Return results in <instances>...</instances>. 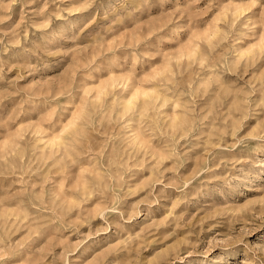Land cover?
Returning a JSON list of instances; mask_svg holds the SVG:
<instances>
[{
    "label": "clouds",
    "instance_id": "1",
    "mask_svg": "<svg viewBox=\"0 0 264 264\" xmlns=\"http://www.w3.org/2000/svg\"><path fill=\"white\" fill-rule=\"evenodd\" d=\"M37 3L42 7L30 10L29 6ZM153 3L154 0H140V7ZM17 8L20 22L12 27L10 22ZM247 8L264 9V0H248ZM101 11L106 19L108 9L104 0H0V80L14 74L10 82L14 91L0 93V104L8 96L25 91L15 86L26 78L43 81L45 85L53 82V78H67L59 92L52 89L40 94L45 98L49 117L32 125H47V135H62L64 146L51 156L41 155L39 149L32 150L35 142L27 140L24 146L31 155L26 164L23 150L12 161L0 156V176L19 173L21 185L17 191L0 190V207L16 200L17 208H27L33 213L29 216L21 211L14 218L5 219L0 230V264H33L32 254L26 252L29 243L44 239L50 231L64 237L60 264H70L73 253L85 248L95 237L113 231L120 240L109 244L106 253L137 254L136 258L115 264H144L142 250L159 241L161 234L165 240H171L157 254L162 264H191V258L196 256H203L206 264L217 249L230 253L240 248L249 250L247 260L240 264H264V245L256 246L253 255L247 239L250 225L264 222V98H259L258 103L244 98L239 106L223 111L219 102L213 100L214 89L209 91L202 83L208 72L197 60L179 69L173 66V74L147 83L158 94L142 101L134 110L125 109L127 95L134 87L146 83L134 76L127 92L118 93L121 100L115 119L93 110L88 118L64 134L63 121L70 119L72 112H79L82 101L81 90L86 81H79L77 73L81 76L95 73L98 58L109 60L104 54L119 46L118 41L109 46L106 32L90 34L87 44L81 39L84 28L76 14L99 15ZM95 22L93 16L89 23ZM116 23L114 20L113 24ZM257 24L264 27V11L258 21L252 22V27ZM90 51L94 53L91 58L81 56ZM205 52L209 65L217 72L236 67L235 62L230 65L223 56L217 59ZM70 54L71 74L65 70ZM133 55L137 64L144 63L143 53ZM150 68L151 64H146L144 71L149 72ZM261 78L264 79V73ZM260 93L264 97V86ZM58 97L65 99L67 107ZM5 123L14 127L16 120L13 117ZM102 123L114 131L105 132L101 144L96 137ZM136 124L139 128L134 135L140 137L138 142L116 131H127L129 125ZM3 127L0 124V135ZM33 165L42 179L38 186L29 185L23 178ZM84 166L93 169L87 185L78 175ZM53 168L57 172L52 173ZM65 169L72 171L71 178L64 176L68 183L75 182L72 188H61L51 180V175L63 176ZM139 176L144 179L131 187L130 182ZM44 185L49 187L45 189ZM34 187L40 191H34ZM25 194L26 199H19ZM133 196L139 198L130 203ZM209 200L219 211L197 220L199 213L192 209H199L201 203ZM162 201L168 202L166 210L157 217L153 208L162 206ZM145 214L151 218L150 224L139 231L130 227ZM209 218L217 219L224 230L213 232L217 224L206 228ZM10 223L17 228L23 225L28 235L13 242L9 236ZM73 238L75 244L69 246ZM80 264H93V260L81 257Z\"/></svg>",
    "mask_w": 264,
    "mask_h": 264
},
{
    "label": "rangeland",
    "instance_id": "2",
    "mask_svg": "<svg viewBox=\"0 0 264 264\" xmlns=\"http://www.w3.org/2000/svg\"><path fill=\"white\" fill-rule=\"evenodd\" d=\"M247 4L248 0H154L150 7L142 8L140 0H104V6L108 9L106 19L103 11L99 15L95 12L77 13L76 18L81 21V28H84L81 39L85 44L89 42L90 34L100 31L107 33L106 39L109 46H112L113 41H118L119 46L113 47L111 52L104 54L110 57L109 60H105L104 57L98 58V70L95 73L90 76H81L77 73L79 81H86L81 90L82 101L79 112H72L70 119L63 121L64 134H68L82 119L88 118L93 110L100 116L107 114L115 119L117 104L121 100L118 93L127 92V86L134 76L138 80H145L146 83L134 87L127 95L124 101L125 109L134 110L142 101L147 102L153 95L158 94L157 90L148 87L147 83L173 74V66L179 69L197 60L201 65L206 66L208 72L202 83L209 91L214 89L213 100L219 102L223 111L239 106L244 98H248L250 103L252 100L258 103L259 98H264L260 93L261 87L264 86V79L261 78V74L264 73V27L257 24L256 28H253L252 22L259 20L260 13L264 9L249 10ZM40 7L42 4L39 3L29 6L30 10ZM93 16L96 22L89 23ZM20 18V9L17 8L10 26L14 27L20 22ZM114 20L117 21L116 24H113ZM205 50L217 59L223 56L230 65L235 62L236 67L231 71L217 72L212 65H209V56ZM133 53H143L144 63L137 64ZM92 55L94 53L91 51L81 53V56L85 58H91ZM153 61L158 62L153 63ZM71 64L72 54L68 56V63L65 65V70L69 74H71ZM146 64H151L149 72L144 71ZM134 65L135 70H133ZM214 72L215 76H213ZM13 78L14 74H9L5 79L0 80V93L14 91L10 83ZM66 80L67 78H53V82L45 85L43 81L26 78L16 84V89L25 91L8 96L0 104V124H4L3 134L0 135V156H7L12 161L14 155L23 150L26 164L31 155L24 146L27 140L35 142L32 150L39 149L41 155L47 153L51 156L64 146L62 135H47V125L37 127L32 125L49 117V113L45 110V98L40 94L52 89L59 92ZM58 99L67 107L64 98L58 97ZM13 117L16 120L15 126L9 127L5 122ZM95 123L93 119V124ZM252 123L254 125L255 121L253 120ZM100 127L101 131L96 138L102 144L105 140V132L112 133L114 130L106 123H102ZM138 128L139 124H136L129 125L127 131L124 129L116 131L132 136L133 142H138L140 137L134 135ZM95 150L98 151L99 148ZM50 164L51 160H49ZM45 172L47 173V167ZM55 172L57 169L53 168L52 173ZM92 172L93 169L87 166L79 169L78 175L85 185H87L88 175ZM64 176L71 178V169H65L63 176L51 175V180L61 188L74 187L75 182L68 183L64 180ZM23 178L29 185L38 186L42 183L41 175L35 172V165ZM143 179V176H139L138 179L130 182L131 187L134 188ZM19 181V173L0 176V190L17 191L21 187ZM44 187L47 189L49 185ZM33 190L39 192L40 188L34 187ZM138 198L131 197L130 203ZM19 199H26V194ZM167 203L162 201V206L153 208L157 217L164 213ZM21 211L28 212L29 216L33 214L27 208H17L16 200L8 201L0 207V230L4 228L5 219H12ZM192 211L199 213L197 216L199 220L205 216L211 217L219 211V208L209 200L201 203L199 209H192ZM150 223L151 218L145 214L139 218L138 223L134 222L130 227L139 231ZM214 224H217V227L213 229V232L224 230L219 226L217 219L211 218L207 219L205 227L212 228ZM8 228L12 230L9 236L13 242L20 241L28 235V229L23 225L17 228L10 223ZM250 228L247 239L255 255V247L264 245V222L256 221L250 225ZM119 240L120 236L115 231L111 234H101L90 241L85 248L73 253L69 258L70 264H80V258L85 256L92 259L93 264H108V262L115 264L116 261L124 262L126 259L136 258L135 252H105L109 244H116ZM169 243L171 240H165L164 234H161L159 241L142 250L141 255L146 258L144 264H162L157 254ZM68 244L74 246L75 238ZM64 250V237L50 231L44 239L30 242L26 252L32 254L33 264H60L59 257ZM248 251V249L240 248L224 253L217 249L206 264H240V261L247 260ZM191 264H204L203 256L191 258Z\"/></svg>",
    "mask_w": 264,
    "mask_h": 264
}]
</instances>
